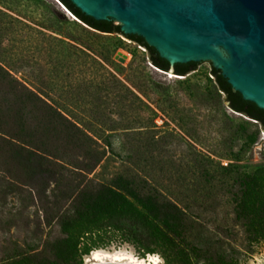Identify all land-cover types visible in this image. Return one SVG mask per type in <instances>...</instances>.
<instances>
[{
	"label": "rangeland",
	"instance_id": "obj_1",
	"mask_svg": "<svg viewBox=\"0 0 264 264\" xmlns=\"http://www.w3.org/2000/svg\"><path fill=\"white\" fill-rule=\"evenodd\" d=\"M71 19L56 0H0V264L51 258L78 189L117 176L185 211L191 264H264V214L243 206L264 171L261 126L227 106L212 62L171 77L143 46Z\"/></svg>",
	"mask_w": 264,
	"mask_h": 264
},
{
	"label": "trees",
	"instance_id": "obj_2",
	"mask_svg": "<svg viewBox=\"0 0 264 264\" xmlns=\"http://www.w3.org/2000/svg\"><path fill=\"white\" fill-rule=\"evenodd\" d=\"M58 1L75 17L69 21L78 26L83 34L123 35L143 46L153 65L171 72L169 61L161 57L154 47L148 45L142 36L123 33L120 24L112 19L97 20L87 15L71 0ZM61 13L66 17L63 11ZM54 18L49 16L58 27L55 29L60 32V21ZM73 40L79 46H87L82 38ZM199 63L197 61L175 63L172 71L177 75L186 76L196 70ZM210 73L219 90L224 93L227 106L256 120L264 130V110L254 102L244 99L242 94L231 86L220 69L211 65ZM64 117L67 119L72 116ZM31 176L34 178L35 174L31 173ZM39 182L45 184L44 179ZM243 202L246 212L248 210L264 214V171H256L255 176L246 183ZM58 218L64 236L50 244L51 258L36 261L30 257H15L4 264H65L72 258L81 261L85 255L95 249L109 246L114 240L132 243L141 256L158 252L166 264H191L189 260L186 261L187 251L184 245L187 219L185 211L151 191L141 193L134 190L133 183L122 176L114 177L110 182L84 184L73 197L70 209L62 212Z\"/></svg>",
	"mask_w": 264,
	"mask_h": 264
},
{
	"label": "water",
	"instance_id": "obj_3",
	"mask_svg": "<svg viewBox=\"0 0 264 264\" xmlns=\"http://www.w3.org/2000/svg\"><path fill=\"white\" fill-rule=\"evenodd\" d=\"M71 1L97 20H114L125 34L142 36L171 71L175 63L212 62L264 110V0Z\"/></svg>",
	"mask_w": 264,
	"mask_h": 264
},
{
	"label": "bare ground",
	"instance_id": "obj_4",
	"mask_svg": "<svg viewBox=\"0 0 264 264\" xmlns=\"http://www.w3.org/2000/svg\"><path fill=\"white\" fill-rule=\"evenodd\" d=\"M171 77H180L177 74L170 73ZM90 260L95 261L94 264L107 263L109 260L110 263H123L126 261V264H159L160 259L156 254H149L147 259L137 258L128 252L123 250H116L114 252L105 251L102 249L94 250L90 255Z\"/></svg>",
	"mask_w": 264,
	"mask_h": 264
},
{
	"label": "built area",
	"instance_id": "obj_5",
	"mask_svg": "<svg viewBox=\"0 0 264 264\" xmlns=\"http://www.w3.org/2000/svg\"><path fill=\"white\" fill-rule=\"evenodd\" d=\"M56 1H58V0H56ZM256 144L257 145H263L264 146V130L263 129H261V131H260V138H259V140L257 141Z\"/></svg>",
	"mask_w": 264,
	"mask_h": 264
}]
</instances>
